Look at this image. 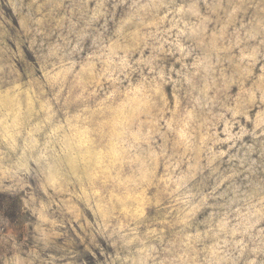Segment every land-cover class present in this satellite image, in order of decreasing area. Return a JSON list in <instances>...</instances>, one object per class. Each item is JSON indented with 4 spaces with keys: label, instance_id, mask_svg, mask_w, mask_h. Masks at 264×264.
I'll return each mask as SVG.
<instances>
[{
    "label": "rangeland",
    "instance_id": "rangeland-1",
    "mask_svg": "<svg viewBox=\"0 0 264 264\" xmlns=\"http://www.w3.org/2000/svg\"><path fill=\"white\" fill-rule=\"evenodd\" d=\"M0 264H264V0H0Z\"/></svg>",
    "mask_w": 264,
    "mask_h": 264
}]
</instances>
